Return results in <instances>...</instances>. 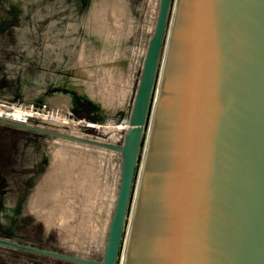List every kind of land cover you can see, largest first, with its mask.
Masks as SVG:
<instances>
[{
  "label": "water",
  "instance_id": "1",
  "mask_svg": "<svg viewBox=\"0 0 264 264\" xmlns=\"http://www.w3.org/2000/svg\"><path fill=\"white\" fill-rule=\"evenodd\" d=\"M127 120L115 143L0 117L120 155L99 259L0 246L78 264H264V0H159Z\"/></svg>",
  "mask_w": 264,
  "mask_h": 264
},
{
  "label": "rangeland",
  "instance_id": "2",
  "mask_svg": "<svg viewBox=\"0 0 264 264\" xmlns=\"http://www.w3.org/2000/svg\"><path fill=\"white\" fill-rule=\"evenodd\" d=\"M158 2L0 0V10L20 4L25 14L0 27V102L10 104L2 111L16 105L13 115L27 123L120 143L122 131L93 125L127 126L143 61L140 43L152 32ZM76 87L99 102L107 117L97 120L80 112L69 93ZM70 105L77 116L68 113ZM49 113L90 124L47 122ZM119 163L115 151L0 125V208L20 210L15 238L99 259ZM6 220H0L2 227H8ZM2 259L7 264H78L0 246Z\"/></svg>",
  "mask_w": 264,
  "mask_h": 264
},
{
  "label": "trees",
  "instance_id": "3",
  "mask_svg": "<svg viewBox=\"0 0 264 264\" xmlns=\"http://www.w3.org/2000/svg\"><path fill=\"white\" fill-rule=\"evenodd\" d=\"M12 18L16 20H22L25 18L24 11L22 7L20 6V4H18V6L13 5V9L8 12L4 10H0V27L3 26V24H6L5 22L12 20ZM75 89H80V88L76 87ZM73 102H74L75 107L80 112L88 114L91 118L102 120L108 115L105 108H103L99 102L90 99L89 96H86L84 93L78 96H74ZM38 104H41V102H39ZM73 116H77V115L74 114ZM5 179H3L4 184L5 183L8 184V182ZM19 212L20 210L18 208H13V209L9 207L0 208V220L7 219L6 223H9L8 227H5V226L2 227L3 225L1 226L0 224V236L11 237V238L16 237V229L14 225L19 223V220H18ZM0 264H7V262H5L4 259H2V263Z\"/></svg>",
  "mask_w": 264,
  "mask_h": 264
},
{
  "label": "bare ground",
  "instance_id": "4",
  "mask_svg": "<svg viewBox=\"0 0 264 264\" xmlns=\"http://www.w3.org/2000/svg\"><path fill=\"white\" fill-rule=\"evenodd\" d=\"M158 7V6H157ZM147 44V43H146ZM16 106V105H15ZM15 106H9L6 110L4 109V112L9 115L10 117H13L14 119H19L21 121H26L24 118V116H20L18 117L17 115H13V112H12V109L15 108ZM23 105H20L19 107H22ZM32 107L34 109L36 108H39V110H37V112H40V113H46V112H49L48 110L46 109H43L42 107H36V106H33ZM3 109V108H2ZM14 111H16V109H14ZM33 114H37L35 113V111H32ZM27 115L29 113H26ZM17 116V117H15ZM44 120H47V122H52V123H56V124H73V125H82L83 123H87V124H90L88 120H79V121H75L74 119H68V117H64V116H60V115H54L53 113H49L47 116H44ZM29 122H31L30 120H28ZM27 121V122H28ZM34 123V122H32ZM37 124V123H35ZM62 126V125H61ZM127 126H128V122H127ZM127 126H124L123 128L121 126H119L118 124H115L113 121H108V122H105L103 124L100 125V128L103 130V131H114V132H118V131H124V128H127ZM70 129V128H69ZM89 135V134H88ZM108 135V134H107ZM88 145V144H87ZM97 147V146H96ZM107 150V149H106ZM120 177V176H119ZM93 185V184H92ZM124 262V260H123ZM123 262L121 264H123Z\"/></svg>",
  "mask_w": 264,
  "mask_h": 264
},
{
  "label": "flooded vegetation",
  "instance_id": "5",
  "mask_svg": "<svg viewBox=\"0 0 264 264\" xmlns=\"http://www.w3.org/2000/svg\"><path fill=\"white\" fill-rule=\"evenodd\" d=\"M70 94V96H71V98L73 99L74 98V96H78V95H80L81 93H80V90L79 89H74L73 91H71V92H69ZM42 94H44V93H42ZM40 95V94H39ZM34 98H36V97H34ZM37 98H39V96L37 97ZM90 99H92L91 97H89ZM92 100H94V99H92ZM102 106V105H101ZM103 107V106H102ZM104 108V107H103ZM69 112V114H71V115H74L75 114V112L73 111V109H72V107H71V105H70V109L68 110ZM89 121V120H88Z\"/></svg>",
  "mask_w": 264,
  "mask_h": 264
},
{
  "label": "built area",
  "instance_id": "6",
  "mask_svg": "<svg viewBox=\"0 0 264 264\" xmlns=\"http://www.w3.org/2000/svg\"><path fill=\"white\" fill-rule=\"evenodd\" d=\"M3 105H10V104H6V103H3V102H0V117H5V118H12L10 117L9 115H7L4 111H2V107ZM125 122V121H124ZM128 122V120H126V123ZM99 125V126H98ZM95 127H100V124L96 123V125H93ZM126 129V128H125ZM124 129V130H125Z\"/></svg>",
  "mask_w": 264,
  "mask_h": 264
},
{
  "label": "crops",
  "instance_id": "7",
  "mask_svg": "<svg viewBox=\"0 0 264 264\" xmlns=\"http://www.w3.org/2000/svg\"><path fill=\"white\" fill-rule=\"evenodd\" d=\"M153 22H154V21H153ZM151 25H152V27H153V23H152V22H151ZM147 39H148V37L146 38V40H145V39L142 40V41H144L143 43H142V41H141V43H140V44H142V46H141V48H140V53H141L142 57L144 56V52H145V48H146Z\"/></svg>",
  "mask_w": 264,
  "mask_h": 264
}]
</instances>
